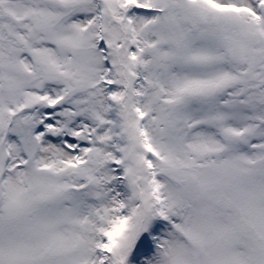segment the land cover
<instances>
[{
    "label": "snow or ice",
    "instance_id": "snow-or-ice-1",
    "mask_svg": "<svg viewBox=\"0 0 264 264\" xmlns=\"http://www.w3.org/2000/svg\"><path fill=\"white\" fill-rule=\"evenodd\" d=\"M0 264H264V0H0Z\"/></svg>",
    "mask_w": 264,
    "mask_h": 264
}]
</instances>
